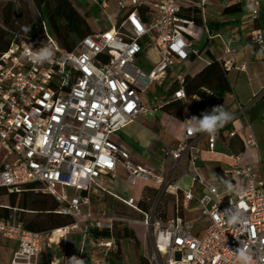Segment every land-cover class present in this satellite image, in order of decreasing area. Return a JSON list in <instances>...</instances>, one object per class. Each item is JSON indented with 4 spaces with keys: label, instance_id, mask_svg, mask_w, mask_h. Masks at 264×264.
I'll return each instance as SVG.
<instances>
[{
    "label": "built area",
    "instance_id": "obj_1",
    "mask_svg": "<svg viewBox=\"0 0 264 264\" xmlns=\"http://www.w3.org/2000/svg\"><path fill=\"white\" fill-rule=\"evenodd\" d=\"M233 4L246 8L254 22L264 11V0H226L223 8ZM210 5L212 0H114L112 16L107 14L110 1L100 0L98 7L106 12L103 27L72 51L48 33L40 43L25 33H11L10 45L0 55V190L8 195H51L58 202L56 213L74 221L50 232H34L18 221V208L0 204V239L16 246L11 264H40L43 252L64 250L77 231L82 239L75 257L83 264H112L110 256L118 252L116 220L106 212L93 215V198L105 194L142 215L141 224L153 233L154 256L148 264H241L238 248L251 257L250 264H264V165L260 158L244 162L245 151L258 148L250 125L234 128L223 140L227 144L241 137L244 150L229 153L231 163L222 168L219 182L200 172L196 141L206 138L208 152L216 154L222 128L214 136L190 133L185 120L199 117L193 110L182 119L185 140L176 148L164 146L159 170L137 163L114 139L139 117L188 99L186 72L191 60L202 57L206 46L220 37L211 29ZM195 11L200 23L187 17ZM43 26L47 29L46 23ZM250 41L259 55L264 29L255 28ZM233 42L226 45V54L232 52ZM42 45L51 47L54 56L36 62L31 56ZM223 65L229 71L233 60ZM165 85L164 95L152 93L153 87ZM183 158L193 169L192 184L184 189L171 181ZM119 167L131 185H160L158 199L175 195L174 216L163 221L156 203L144 211V198L120 196L99 183L108 176L116 181ZM231 208L240 212L235 222L224 214ZM92 230L107 231L111 238H95ZM71 257L57 256L52 264H71Z\"/></svg>",
    "mask_w": 264,
    "mask_h": 264
},
{
    "label": "crops",
    "instance_id": "obj_2",
    "mask_svg": "<svg viewBox=\"0 0 264 264\" xmlns=\"http://www.w3.org/2000/svg\"><path fill=\"white\" fill-rule=\"evenodd\" d=\"M212 4L214 7H220L223 13L224 1L212 0ZM243 10L244 8L237 13H242ZM215 13L216 11H211V29L214 35L220 37L214 38L206 46L204 56L191 60L186 72L189 78V83L185 87L188 99L181 101L184 104L182 117L186 115L188 110H193L200 116L205 110L211 111L213 106L201 108L202 101L197 98L196 92L203 88L225 89L224 99L220 103L225 110L233 113L234 118L220 130L219 137L221 141L218 143L217 153L211 154L208 152L206 138L200 137L196 141V147L201 150L200 172L206 179L210 180H212V174L221 172L225 165L231 163L228 158L230 152L240 153L244 150L241 137H236L227 144L222 143L223 140H227L228 132L234 128L241 130L249 125L251 126L258 148L256 150L247 149L244 162L254 163L257 158H260L264 165V111L262 110L264 106V55H257L256 47L250 41L251 32L256 28L255 22L250 18L249 11L243 18L235 17L228 20L215 18ZM231 39L234 41L230 45L232 52L226 54V45ZM216 40H220V45L216 44ZM211 55L219 63L210 66L213 61ZM151 56L153 60L157 59L155 54L152 53ZM228 60H233V65L231 70L226 71L223 62ZM147 68L150 67L147 66ZM156 93H161L159 88L155 92L153 91V94ZM164 94L162 93V95ZM174 110L176 111V108ZM241 111H244V114H241ZM182 117L170 114L165 109H160L154 114L139 117L138 123L127 126L114 139L130 151L137 163L159 170L163 164L164 146L176 148L180 142L185 140V125ZM192 173L193 169L189 166L188 160L183 158L180 162V168L172 174L171 181L173 184H179L184 189L192 184L190 176ZM117 174L118 179L116 181L108 176L99 179V183L109 192L120 196L128 195L138 200H142L148 190H158L159 192L162 190L161 186L155 183L137 181L135 185L129 184L127 181L128 174L122 167L118 168ZM119 181L123 183L121 189L118 187ZM176 192L181 195V191H173V193ZM199 192L200 190L196 188V194H199ZM167 195H171L170 197L173 198L174 204H176V196L173 194ZM70 236L64 250L59 254L67 253L78 256L81 250L82 235H80V240L77 243L76 239H72ZM120 248L122 250L121 263L128 264L121 245ZM111 262L114 264L113 260ZM87 264L89 263L87 262Z\"/></svg>",
    "mask_w": 264,
    "mask_h": 264
},
{
    "label": "trees",
    "instance_id": "obj_3",
    "mask_svg": "<svg viewBox=\"0 0 264 264\" xmlns=\"http://www.w3.org/2000/svg\"><path fill=\"white\" fill-rule=\"evenodd\" d=\"M32 1L36 10L39 11V16H37L36 19H33L29 14L28 7L22 0H9L0 6V55L8 49L11 42V33H25L23 31L25 27L31 28V31L25 34L33 38L37 43L44 42L46 40L48 29H45L43 26V23H46L42 13L44 8L46 9L47 20L53 32L54 38L64 49L68 51H72L78 42H80L83 38L98 31L93 28L89 22V19L92 17L91 8L85 9L78 1ZM242 9L243 7L237 4L228 5L224 8L223 14L237 13ZM187 17L194 19L197 23H200L197 11L194 13H188ZM255 27L264 29V11L255 21ZM98 28L101 29L102 27ZM211 56L213 57V61L210 66L219 63L213 55ZM187 83H189L188 77L186 78V84ZM209 90L213 93V95L205 93L202 89H199L196 92L197 96L200 97L202 101L201 108L205 106H215L224 99L225 89L219 88L212 90V88H210ZM174 108H176V111ZM164 109L170 114L182 117L184 104L181 101H175ZM262 110L264 111V106ZM147 193L152 196H157L160 192L158 190H148ZM1 199H4L6 202L2 203ZM0 204L18 208L20 210L17 215L18 221L22 223L27 230L34 232L46 233L56 228L70 225L74 222L71 218L56 213L58 202L48 194L23 193L22 195H8L4 190H0ZM140 207L144 211H147L150 208V204L146 200H143L140 202ZM115 231L116 229L113 232V236L118 244V252L115 255L113 263L122 264V250L120 248V242L122 239H136V236L128 229H124L123 232L118 234V236H115ZM91 233L95 238L99 236L107 239L111 238V234L107 231L99 232L97 230H92ZM63 254L67 253L57 254L55 251L46 250L42 254L40 264H52L55 257ZM141 264H148V261L145 258H141Z\"/></svg>",
    "mask_w": 264,
    "mask_h": 264
},
{
    "label": "rangeland",
    "instance_id": "obj_4",
    "mask_svg": "<svg viewBox=\"0 0 264 264\" xmlns=\"http://www.w3.org/2000/svg\"><path fill=\"white\" fill-rule=\"evenodd\" d=\"M9 0H0V6L8 2ZM28 7L29 14L32 18L36 19L39 16V11L36 10L35 5L32 0H22ZM79 2L85 9L91 8L92 17L89 19L92 27L96 30H99L98 27H103V24L100 21H104L106 18V12H103L99 7L98 3L100 0H72V2ZM112 5V9L107 12V14L112 15L114 13V0H109ZM225 1V0H220ZM211 11L215 12L214 17L220 18L222 20H228L235 17L243 18L245 14H248V10L244 8L242 13H237L234 15L222 13V9L220 7H214L213 4L208 7V16L209 19L211 17ZM44 20L47 25L48 33L54 37L53 32L50 28V25L47 20L46 9L43 10ZM245 20V19H244ZM98 24V27H97ZM216 44L220 45V40L215 41ZM205 53L202 54L204 56ZM138 65V64H137ZM140 65V64H139ZM160 89V94L165 93L167 89V85ZM157 90L156 87H153V91ZM223 179L222 172H216L212 174V180L218 181ZM122 182L119 181L118 187L122 188ZM158 196H152L151 194H146L143 198L146 200L150 207L156 203L157 210L164 221L172 218L175 214V204L171 195L163 194L159 199ZM150 199L147 200V199ZM2 203L6 201L1 199ZM193 206H195L193 204ZM103 212H106L109 216L115 218V236H118L119 233L123 232L124 229H128L130 232L134 233L136 239H122L120 245L125 253V260L128 264H141V258H145L147 261L152 260L154 256V245H153V233L148 231L142 222V215L135 211L134 209L128 208L118 200L114 199L110 195H103L101 198L94 197L93 198V215L95 217L100 216ZM191 217H196V213H191ZM81 232H73L70 236L72 239H76V243L80 240ZM120 238V237H119ZM16 250V246L4 239H0V264H11V260L13 257V253ZM62 249L56 250L57 254L61 252ZM115 259V255H111V260Z\"/></svg>",
    "mask_w": 264,
    "mask_h": 264
},
{
    "label": "clouds",
    "instance_id": "obj_5",
    "mask_svg": "<svg viewBox=\"0 0 264 264\" xmlns=\"http://www.w3.org/2000/svg\"><path fill=\"white\" fill-rule=\"evenodd\" d=\"M25 33L31 31L30 27H25L23 29ZM33 45L29 44L27 47L31 48ZM28 53L26 52V55ZM183 54V53H181ZM260 54L264 55V47H262ZM54 56V50L46 45H42L35 55L31 56L36 62H45L52 59ZM234 118L233 113L225 110L223 105L213 106L211 111L205 110L200 116L192 115L189 119H186L188 125V131L192 134L204 133L209 136H214L218 131L223 128L228 122ZM227 188L229 191L232 190L233 186L228 183ZM225 215H228L230 222H235L240 218V212L238 209L233 210V208L226 210ZM241 264H250L251 257L240 248L236 249ZM71 264H83L82 259L78 257H71Z\"/></svg>",
    "mask_w": 264,
    "mask_h": 264
}]
</instances>
